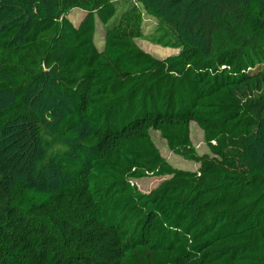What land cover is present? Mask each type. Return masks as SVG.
<instances>
[{
  "label": "trees",
  "instance_id": "16d2710c",
  "mask_svg": "<svg viewBox=\"0 0 264 264\" xmlns=\"http://www.w3.org/2000/svg\"><path fill=\"white\" fill-rule=\"evenodd\" d=\"M3 95L0 264H264V0H0Z\"/></svg>",
  "mask_w": 264,
  "mask_h": 264
},
{
  "label": "rangeland",
  "instance_id": "374dc122",
  "mask_svg": "<svg viewBox=\"0 0 264 264\" xmlns=\"http://www.w3.org/2000/svg\"><path fill=\"white\" fill-rule=\"evenodd\" d=\"M123 8L118 7V13L116 17L113 19V21L120 16L122 13ZM85 12H83L80 9H73L69 17L73 21L75 25H78L81 20L84 18ZM144 26L146 33H151L154 30V27L156 26V20L154 18L145 16L144 18ZM104 26L101 24L98 25L97 34H96V44L99 49H102L104 47ZM137 43L139 46L145 50L146 52L152 54L153 56L164 59L173 55H176L179 53L178 50L170 47H163L161 45H155L153 43H150L149 41L138 39ZM8 96L3 95L0 96V104H2L4 101H6ZM58 114L61 112L57 109ZM152 139L160 149L162 155L167 159V161L175 168L182 169V170H188V171H197L199 169V164L185 160L177 155H175L173 152H171L167 146V143L161 138V136L156 133L152 132ZM191 139L196 147L199 154H206L209 152V149L207 148L202 131L198 128L196 124H192L191 127ZM13 150L12 152H14ZM83 159L84 156H81ZM3 156L0 155V161H3ZM92 160V159H91ZM18 168V167H17ZM15 175H21L22 173H14ZM24 176V174H22ZM168 177L160 176L157 174H147L139 179L133 180V182L136 184L139 190L142 192H150L152 189H154L156 186H158L163 180L167 179ZM61 177L60 175L53 171L49 170L46 175L43 178H40L38 181H32L35 185H42L48 186L55 183H60Z\"/></svg>",
  "mask_w": 264,
  "mask_h": 264
}]
</instances>
